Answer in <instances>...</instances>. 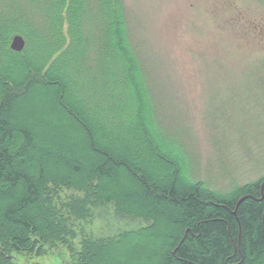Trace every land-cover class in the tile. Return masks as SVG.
<instances>
[{
  "label": "rangeland",
  "instance_id": "374dc122",
  "mask_svg": "<svg viewBox=\"0 0 264 264\" xmlns=\"http://www.w3.org/2000/svg\"><path fill=\"white\" fill-rule=\"evenodd\" d=\"M120 4L130 40L152 80L155 114L145 128L157 130L153 128L157 122L163 129L160 140L175 147L172 151L179 153L176 161L181 166L172 167L166 156L164 163L152 158L143 162L118 148L108 150L126 158L159 187L174 179L180 191L198 187L236 200L250 196L253 184L264 187V0H120ZM63 30L66 34V24ZM22 39L23 49L27 41ZM13 75L20 77L22 72ZM26 98L15 105L13 123L31 128L44 150L65 151L79 164L90 165L95 159L90 135L81 120L60 108L55 89L37 85ZM138 114L141 117L142 112ZM90 130L95 144L106 149L99 133ZM22 142L16 135L15 143ZM23 167L37 181V166L27 162ZM44 168L46 176H72L58 161L45 163ZM114 173L119 181L107 186L104 197L114 195L123 206L139 209L120 194L135 192V183L125 170ZM99 179L105 185L104 178ZM47 186L45 212L42 201L26 212L50 235L31 250L8 247L11 263L0 259V264H160L173 246L178 231L174 209L168 205L159 208L163 214L146 207L139 215L116 210L113 201H96L82 189ZM2 211L0 206V218ZM55 223L65 229L59 238L52 234ZM0 225L19 229L3 219Z\"/></svg>",
  "mask_w": 264,
  "mask_h": 264
},
{
  "label": "trees",
  "instance_id": "16d2710c",
  "mask_svg": "<svg viewBox=\"0 0 264 264\" xmlns=\"http://www.w3.org/2000/svg\"><path fill=\"white\" fill-rule=\"evenodd\" d=\"M15 34L27 41L20 52L9 47ZM17 71L22 72L20 77L13 75ZM151 84L137 46L130 40L120 0H0V219L19 226L10 230L0 225L3 262H10L8 247L31 250L50 235L26 212L41 201L45 212L47 184L82 189L96 201H113L116 210L139 215H143L139 209L146 207L158 214H163L162 205L173 208L178 233L160 264L264 261V195L260 196L258 184L235 207L234 197L222 198L198 187L180 191L174 179L159 187L126 158L110 152L118 148L143 162L164 163L166 156L172 167L181 166L176 161L179 153L172 151L175 147L160 140L163 129L157 122L153 127L157 130L145 128L155 114ZM37 85L53 87L60 108L81 120L95 158L90 165L79 164L65 151L44 150L31 128L13 123L15 105L26 102L30 88ZM90 129L104 139L107 150L95 144ZM16 135L21 144L15 143ZM54 161L67 166L72 176H46L45 163ZM27 162L37 166V181L24 169ZM119 169L128 173L137 188L120 194L139 209L123 206L114 195L104 197L109 193L107 186L118 183L114 171ZM100 177L105 185L100 184ZM55 224L52 234L59 238L65 229Z\"/></svg>",
  "mask_w": 264,
  "mask_h": 264
},
{
  "label": "water",
  "instance_id": "95a60500",
  "mask_svg": "<svg viewBox=\"0 0 264 264\" xmlns=\"http://www.w3.org/2000/svg\"><path fill=\"white\" fill-rule=\"evenodd\" d=\"M23 45H24V41H23L22 37L20 35H15L12 39L11 48L19 51L22 49ZM246 197H249V196L240 197L237 200L235 207H237L240 204V202H242V200H244Z\"/></svg>",
  "mask_w": 264,
  "mask_h": 264
},
{
  "label": "flooded vegetation",
  "instance_id": "af4514ba",
  "mask_svg": "<svg viewBox=\"0 0 264 264\" xmlns=\"http://www.w3.org/2000/svg\"><path fill=\"white\" fill-rule=\"evenodd\" d=\"M264 187H260L259 188V194H260V196H262V195H264Z\"/></svg>",
  "mask_w": 264,
  "mask_h": 264
},
{
  "label": "bare ground",
  "instance_id": "6f19581e",
  "mask_svg": "<svg viewBox=\"0 0 264 264\" xmlns=\"http://www.w3.org/2000/svg\"><path fill=\"white\" fill-rule=\"evenodd\" d=\"M76 204V203H75Z\"/></svg>",
  "mask_w": 264,
  "mask_h": 264
}]
</instances>
